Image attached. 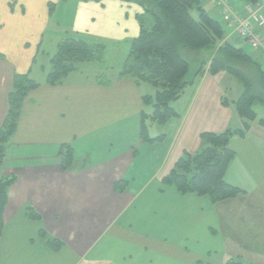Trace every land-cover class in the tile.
Returning a JSON list of instances; mask_svg holds the SVG:
<instances>
[{
	"label": "crops",
	"instance_id": "0c3cea01",
	"mask_svg": "<svg viewBox=\"0 0 264 264\" xmlns=\"http://www.w3.org/2000/svg\"><path fill=\"white\" fill-rule=\"evenodd\" d=\"M59 1L65 3L21 0L16 19L0 23V128L15 73L30 72L40 83L23 101L1 170L17 178L4 214L1 264H203L200 234L218 236L230 217L238 222L246 217L241 225L250 242L261 238L264 249V125L259 123L264 116L256 109L249 130L233 135L228 144L235 156L225 181L242 194L213 203L207 196L181 194L162 184L181 156L203 148L201 133L243 125L232 103L241 92L229 98L219 79L229 72L212 74L203 66L194 74L210 64L215 48L190 53L200 62L191 70L195 80L173 103L177 115L164 124L147 120L149 136L161 137L149 143L141 138L143 97L156 88L121 76L122 63L117 72L83 63L59 85L47 84V76H35L38 66L47 71L65 37L130 45L140 31L137 16L142 8L126 0H77L72 22L53 32L55 50L47 52L43 45L50 3L55 10ZM233 1L239 11L246 5ZM205 3L215 14L211 0ZM228 33L223 41L248 47L264 69L262 50L251 49L231 27ZM225 99L230 103L224 104ZM64 143L74 151L67 170L60 156ZM123 180L126 188L118 190L116 183ZM30 210L40 218H31ZM43 229L61 240L62 247L48 249L40 240Z\"/></svg>",
	"mask_w": 264,
	"mask_h": 264
},
{
	"label": "trees",
	"instance_id": "16d2710c",
	"mask_svg": "<svg viewBox=\"0 0 264 264\" xmlns=\"http://www.w3.org/2000/svg\"><path fill=\"white\" fill-rule=\"evenodd\" d=\"M126 1L141 7L143 13L137 16L140 31L129 45L120 75L131 77L137 83L148 82L156 88L154 94L143 97L145 109L142 112L141 138L144 141L150 143L161 139L160 136H149L147 120L164 124L177 115L173 103L194 82V74L199 75L206 64L192 74L191 64L184 57L183 51L197 52L214 47L209 71L216 74L225 70L237 76L243 84L241 94L232 101L243 125L237 129L201 133L203 148L196 153L187 152L181 156L172 170L162 178V184L175 188L181 194L207 196L213 203L239 196L243 191L225 181L227 168L235 156L228 144L233 135H244L249 130V122L257 119L255 105L264 104V69L261 61L244 47L239 48L229 41H223L229 25L223 24L214 16L220 15L209 11L203 0ZM194 10L197 11V16L194 15ZM50 12H54V3H50ZM106 48L105 43L91 42L81 37L62 38L50 59L47 84H62L70 73L78 69L80 63L102 60ZM235 63L244 65L245 69L237 67ZM39 86L40 83L31 77L30 72L15 73L13 87L8 94V112L0 128V239L5 225L4 214L9 190L17 179L16 176L3 175L2 166L17 131L23 101L30 91ZM223 103L230 102L225 99ZM259 123L264 125V118L259 119ZM60 156L63 169H69L74 161L71 144H62ZM116 187L124 190L126 181L117 182ZM29 216L40 218L32 210L29 211ZM40 240L52 250H58L63 245L61 240L49 235L44 229L40 231ZM226 264L253 263L237 257Z\"/></svg>",
	"mask_w": 264,
	"mask_h": 264
},
{
	"label": "rangeland",
	"instance_id": "374dc122",
	"mask_svg": "<svg viewBox=\"0 0 264 264\" xmlns=\"http://www.w3.org/2000/svg\"><path fill=\"white\" fill-rule=\"evenodd\" d=\"M9 1V4H8ZM37 1V0H35ZM77 0H66L63 3L65 4V8L62 10L63 5L61 2L57 5H55V10L54 12L51 13V17H49L47 21V33L44 35V45H43V50L47 52H53L55 50V44L57 43L56 36L53 33L54 31H63L65 28V25H68V23L72 22V11L76 7V2ZM19 2L21 0H0V23H6L9 24L10 22L13 21V18L16 15L15 7L19 5ZM214 6V1L211 0ZM230 4L232 7L235 9L240 14H245L244 12V6L241 11H239L233 0H229ZM245 4H249L255 9H259L264 11V5L258 2H244ZM58 3V2H57ZM62 6H61V5ZM57 6V7H56ZM204 6L211 11V6L209 3H205ZM215 7V6H214ZM217 11L215 12L216 14H220V10L216 7L215 8ZM10 13L7 14V11H10ZM14 13V14H13ZM194 15L197 16V11L194 10ZM214 14V13H213ZM219 20L225 24L223 18L221 16L214 15ZM16 19V17H15ZM260 32L264 31L261 30ZM229 33L227 32L228 36ZM247 51L252 52L249 50V48H245ZM129 52V44H107V48L105 50V54L102 60L99 62H102V64L96 61H89V62H94L91 65H95L96 69H100V67H105L106 69L109 68H119L120 64L124 63L126 56ZM184 57H186L190 64H191V70L194 71L200 62L195 61L193 58L194 54H190L191 52L188 51H183L182 52ZM194 53V52H193ZM206 54L208 52H205ZM209 58V57H208ZM42 56H41V63L44 64ZM49 63V62H48ZM88 63V62H84ZM83 63H80L79 65H82ZM237 67L245 69V66L239 63H235ZM206 66L205 68L209 69V65H204ZM90 69V68H88ZM104 69V70H106ZM50 70V65L48 64L47 66V71H43L40 69L38 66V72L39 75H35L38 80H44ZM91 71V70H90ZM109 71L117 72V69L113 70L110 69ZM111 73V72H109ZM109 75V74H107ZM225 78H219L220 82L224 83V86L226 87V90L228 92V97L229 98H237L236 96L238 92H242L243 90V84L239 80L237 76L234 74H227L224 76ZM224 80V81H223ZM255 109L258 112L259 116H264V104L262 103H257L255 105ZM4 164V163H3ZM246 217H243L242 220L239 222L236 220V217H230L226 220L224 224V229H218L219 234L218 236L212 235L210 232H208V236L204 237L203 233L200 234V240L199 242V247L200 251L203 254V264H226L228 261L235 259L237 257H240L244 259L247 262L253 263V264H264V249L262 248V239L254 240L250 242V239L248 237V232L246 230V227H243L242 221L245 220ZM190 246H196V244H190ZM205 251H208V253H205Z\"/></svg>",
	"mask_w": 264,
	"mask_h": 264
},
{
	"label": "built area",
	"instance_id": "2783aa9c",
	"mask_svg": "<svg viewBox=\"0 0 264 264\" xmlns=\"http://www.w3.org/2000/svg\"><path fill=\"white\" fill-rule=\"evenodd\" d=\"M224 22L234 31V35L244 39L253 50H262L264 57V11L249 4L244 6L245 14H240L232 7L229 0H213Z\"/></svg>",
	"mask_w": 264,
	"mask_h": 264
},
{
	"label": "water",
	"instance_id": "95a60500",
	"mask_svg": "<svg viewBox=\"0 0 264 264\" xmlns=\"http://www.w3.org/2000/svg\"><path fill=\"white\" fill-rule=\"evenodd\" d=\"M262 5H264V0H259Z\"/></svg>",
	"mask_w": 264,
	"mask_h": 264
}]
</instances>
